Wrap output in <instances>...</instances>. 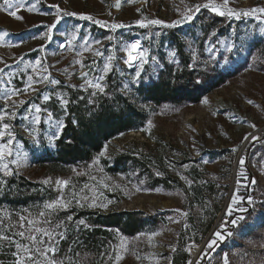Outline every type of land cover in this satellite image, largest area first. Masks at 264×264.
I'll list each match as a JSON object with an SVG mask.
<instances>
[{"label": "rangeland", "instance_id": "1", "mask_svg": "<svg viewBox=\"0 0 264 264\" xmlns=\"http://www.w3.org/2000/svg\"><path fill=\"white\" fill-rule=\"evenodd\" d=\"M23 2L27 7L35 5L36 11L29 12L27 7L21 9L17 13L23 17L21 20L0 11V34L8 33L5 36V43L0 45V70H2L0 71V115L6 113L4 120L0 121V131H4L3 124L7 123L8 130L13 133L12 156L0 162V172L4 174L2 165L7 163L11 172L15 171L33 182L43 183L45 179H50L51 183L45 185L57 190L56 200L63 197L65 202L72 201L67 208L87 207L101 211L140 210L146 215H158L160 221L155 229L142 232L144 235L139 233L133 237L116 238V241H112L105 248L103 255L92 261L79 257L68 259L58 252L60 236L57 234L62 233L63 230L61 224L53 217V210L46 209L45 205L32 212L20 211L17 221L14 217L13 219L4 217V213L0 212V232L15 241L28 244L30 242L22 239L17 233L24 231L27 236L29 234L27 222L34 221L35 227L53 232L57 251L54 257L52 253H48V256L54 258L58 264H169L172 248L179 246L183 239H189L186 248L188 243L192 242L202 245L196 259L206 255L207 264H224L225 256L228 264H264V135L259 138L260 134H254L245 140L247 133L249 134L248 130L245 128L235 130L239 119L231 118L228 110L215 113L214 106H211L214 95L222 96L240 113L249 114L255 126L264 125V72L257 70L248 53L250 41L264 35L261 31L264 29V22L255 17L242 16L237 20L234 17L220 16L223 20L215 24L202 44L199 16H203V12L216 15L208 8H201L192 21L175 28L157 25L140 28L135 21L147 18L161 19L170 23L180 19L186 7L204 4L207 0H136L131 4L127 0H121L119 9L115 7L116 0H23ZM215 3L222 4L223 0H215ZM0 4H3V0H0ZM53 4L78 15L65 16L61 13L62 18L53 29L49 40L44 33L48 26L55 22V17L52 15L55 9L51 7ZM229 7L238 10L264 7V0H229ZM138 8L139 12H137ZM80 14L91 16L94 20L105 21L108 25L115 22L129 27L112 31L110 27H101L93 20L81 19ZM157 32L160 33L159 36L156 35ZM73 34L76 36L74 40ZM109 36L113 39H107ZM174 37H177L178 41ZM95 41L100 43L96 44ZM134 41H139L141 48L149 49L148 63L144 65L140 76L145 81L149 77H155L162 60L168 64H177L176 46L179 43L184 45L186 55L190 57L193 66L201 67L204 61H209L221 70L239 67L233 78L206 94L200 102L180 110L170 107L154 109L150 111L149 119L142 129L148 127L149 121L154 127L149 131L139 129L127 132L109 141L102 151L108 154L125 143L134 142L141 151L157 145V150L166 158L170 156L178 161L186 157L194 159L195 162L189 160L170 170L171 179L177 181L178 185L168 189L162 187L147 189L144 179L137 175L133 178L107 174L100 170L98 163L77 168L75 172L63 175L49 174L43 168L34 165L33 156L54 150L55 139L59 136L57 133L61 132L57 122H63V115L56 116L48 108V101H43V95L51 96L53 105L57 107V113H60L64 106L60 104L58 96L66 99V87L91 89L87 86L80 87L84 84L81 72L88 73L90 79L102 74L100 69L103 68L109 55H115L116 59L112 61L113 70L105 76L102 83L105 85L110 75L121 91L129 92L130 87L136 85L140 78L133 79L136 63H133V69V66L128 67L124 63L127 53L122 48L124 44ZM9 43L13 46L8 47ZM85 43L91 45V50H83ZM228 43L235 45L230 53L225 50V45ZM201 44L207 59L197 56ZM95 51H100L102 55L96 56ZM173 52L175 55L170 56ZM77 53L82 55L78 56ZM152 57H155V60ZM37 60H40L41 64L33 71L31 66L35 65ZM76 60H80L84 67L77 64ZM45 66L48 68L47 72L43 71ZM42 75H50L59 83L56 85L48 82L34 83L33 87L38 89L37 92L23 91L29 76L38 80ZM10 90L20 92V95L13 96L12 100L23 99L26 103L16 107L12 105V101H8L6 105L3 94ZM205 100L207 103L203 102ZM248 100L253 103H247ZM32 104L51 111L52 120H47V111H45L40 114L41 123L34 124L28 111V107ZM13 112L16 113L14 117L11 116ZM50 137L56 138L50 139ZM8 139L7 135L0 137V143H7ZM170 146L175 151L169 148ZM18 155L23 161L22 166L19 167L11 163ZM241 157L245 160L243 170L248 179L240 176ZM181 176L186 179H181ZM92 177L96 179L93 180ZM57 179L69 180L70 183L62 189L55 184ZM238 179L239 185H237ZM252 179L257 181L255 185L250 183ZM101 180L111 190L103 187L99 183ZM186 181L192 183L189 185ZM85 184L89 185V188L85 189ZM137 188L140 190L137 191ZM234 192L245 198L241 206L247 211L240 212L236 206H233L232 214L228 215V205ZM73 193L79 195L73 198ZM85 195L88 196V201L82 199ZM227 195L228 199L224 204ZM249 195L254 200L251 205L247 203ZM93 196L96 197L97 203H107L108 200L113 203L106 209L89 207L88 203ZM76 199H81L84 206L77 205ZM41 212H45V216H40ZM182 213H187V216H183ZM238 216H243L244 219L233 224L231 221ZM21 217L24 219L21 220ZM210 219H213V222L205 236L199 241L195 240L194 237L198 235L197 230L203 228ZM21 224L24 227H21ZM185 224L188 225L187 228ZM217 231L221 232L224 239L217 241L213 249H206L208 243L215 239L214 233ZM153 232H159L160 235L153 237L150 243L148 236ZM44 240L47 241L48 237H44ZM121 243L125 244L126 250L120 248ZM14 251H16L14 243L0 241L2 256L0 264H14L15 257L12 256ZM117 252L123 257L119 261L115 260Z\"/></svg>", "mask_w": 264, "mask_h": 264}, {"label": "trees", "instance_id": "2", "mask_svg": "<svg viewBox=\"0 0 264 264\" xmlns=\"http://www.w3.org/2000/svg\"><path fill=\"white\" fill-rule=\"evenodd\" d=\"M202 15L198 21L203 44V39L223 18L207 12ZM174 38L178 41L177 37ZM202 44L197 56L207 59ZM248 53L257 70L264 72V35L250 41ZM176 57L177 64H168L162 60L155 77H149L146 81L140 78L136 85L130 87L129 92L121 91L110 75L104 93L97 92L95 96L92 95L93 89L66 87L69 103L60 113H57L53 99L47 102L48 108L56 116L63 115L64 127L55 139L54 150L33 156V164L49 174L63 175L93 164L99 157L98 164L107 174L133 178L137 175L144 179L147 189L176 187L178 183L171 179L170 172L189 160L195 162L194 159L186 157L178 161L170 156L166 158L157 150V145L141 151L134 142L125 143L115 151L100 156L109 141L127 132L142 129L149 119L150 111L163 107L180 110L198 103L206 94L233 78L239 70L238 66L232 70H221L209 61H204L201 67L193 66L181 43L176 46ZM169 148L174 150L172 146ZM57 196V190L49 185L33 182L15 171L7 176L0 172V212L4 213V217H14L17 221L20 211L26 213L40 209L55 201ZM52 215L63 230L58 252L68 259L79 257L91 261L103 255L105 248L116 238L133 237L151 231L160 221L158 215H146L140 210L101 211L87 207L55 210ZM69 216L71 220H68ZM213 219L197 230L195 240L199 241L205 236ZM81 220L85 223L80 224ZM188 240L183 239L171 254V264H189L191 258L185 250ZM197 260L200 264H207L208 261L206 255L195 259L193 264Z\"/></svg>", "mask_w": 264, "mask_h": 264}, {"label": "snow or ice", "instance_id": "3", "mask_svg": "<svg viewBox=\"0 0 264 264\" xmlns=\"http://www.w3.org/2000/svg\"><path fill=\"white\" fill-rule=\"evenodd\" d=\"M127 2L129 4L136 2V0H127ZM121 6V0H116L115 3V7L117 9H119ZM27 6L24 4L23 0H3V4H0V11H4L6 12L9 16L14 17L17 20H21L23 19L22 16L18 15V11H20L21 9L26 8ZM52 8L55 9V12L52 14L55 17V22L50 24L47 28V31L44 33V36L47 37L49 40L51 39L52 36V31L54 28H56V25L60 22L62 16L61 13H63V15L65 16H75L78 15L75 12H68L66 10L61 9L58 5L53 4L51 5ZM201 8H208L211 12L216 13V15L219 16H227L228 18H235L237 20H239L242 16L243 17H255L257 20H260L261 22H264V7H253L250 9H246V10H238V9H233L232 7H229V0H223L222 4H217L215 3V0H207L206 3L204 4H197L194 5L192 7H186L184 12L181 14V18L178 20H174L170 23H166L165 21L161 20V19H147V18H142V19H138L135 21V24L137 26H139L140 28H147L150 25H157V26H163L166 28H175L180 24L186 23V22H190L194 19L195 14L198 13ZM27 11L32 12V11H36V6L32 5L31 7H27ZM140 9H137V12H139ZM46 14V13H45ZM80 18L81 19H86V20H93L94 23L100 25L101 27H110L112 29V31H115L116 29L119 28H125V27H129L128 25H125L123 23H112L111 25H108L105 21H101V20H94L93 17L91 16H87V15H82L80 14ZM262 32H264V29H261ZM8 33L7 32H3L2 34H0V45L5 43V36H7ZM157 36L160 35L159 32L156 33ZM213 35H215V33H213ZM72 39H76L75 34H73ZM107 39L112 40L113 37L109 36L107 37ZM96 44H99L100 41H95ZM8 47H12V44H8ZM235 45L232 43H228L225 45V50L227 52H232L234 49ZM69 50H71V48H69ZM83 50L84 51H89L91 50V45L85 43L83 46ZM122 50L124 52L127 53V59L124 60V63L126 65H128V67H132L133 63H136V72H135V77L133 78L134 80H138L141 76V72L143 70V67L145 64L148 63V57H149V49L148 48H141L140 42L139 41H134V42H129L124 44ZM77 55H82V53H77ZM95 55L96 56H101L102 53L100 51H95ZM175 53H170V56H174ZM116 59L115 55H109L107 57V61L104 63L103 68L100 69V72L102 74L93 77V78H88V73L86 72H81V78L84 79V84H82L80 87L84 88L85 86H87V88H91L94 91L92 92V95L95 96L97 94V92L99 93H104L105 91V85L102 83V81L105 80V76L113 70V64L112 61H114ZM153 60H155V57H152ZM77 64H81L80 60H76L75 61ZM41 61L37 60L35 65H32L31 67L33 68V71H35L36 66L40 65ZM81 67L83 68L84 65L81 64ZM2 71V70H0ZM44 72L48 71L47 66H45L43 68ZM45 82H48L52 85H56L59 83V81H57L56 79H52L50 77V75H42L40 76V78L38 80H34V78L32 76L28 77V81L25 85L24 88V92L27 93L29 91L35 93L38 91V89H36L35 87H33L34 83H40L43 84ZM75 87V86H73ZM125 87H127V85H125ZM20 92L18 90H10L9 92H5L3 94V98L5 99V104L7 105L8 101H12V105L18 107L19 105L25 104L26 101L23 99L20 100H12L13 96H19ZM60 104L63 106H66L69 101L67 99H65L63 96H58ZM43 101L47 102L51 99V96L48 94L43 95L42 97ZM204 103H207V100L203 101ZM247 103L252 104L253 101L248 100ZM28 111L32 116V122L34 124H40L41 123V113L47 111L46 109L42 108L40 105H36V104H32L28 107ZM15 112H13L11 114L12 117L15 116ZM6 115V113L4 115H0V121L4 120V116ZM28 117H25V119H27ZM53 118V113L51 111H47V120L51 121ZM58 128L59 129H63L64 124L62 121H58L57 122ZM252 127H255V125H251ZM152 127H154V125L152 124L151 121L148 122V127L146 129H142V131H149ZM3 129L4 131H0V137H4L5 135H7L9 137V139L7 140V143H0V162H3L7 157L12 156V148L11 145L13 144V133L11 131H9V125L7 123L3 124ZM28 129H26L27 131ZM59 135V133H57V136ZM56 137H50V139H55ZM248 137H245V140H247ZM252 139H256V137H252ZM106 151V149H105ZM233 151H235V149H233ZM105 153L101 152L100 156H103ZM99 157H97V159L93 162V163H98ZM12 164L19 166H22L23 161L21 160V158L19 157V155L17 156V159H14L11 161ZM245 164V160L243 157L240 158V165H241V171H240V176L244 177V179H248L245 176L244 170H243V166ZM3 169H4V174L7 175H11L12 172L8 167L7 163H3ZM187 167V166H185ZM101 171H103L102 169H100ZM73 171L75 172L76 170L73 169ZM79 175V173H77ZM157 175H160L159 172H157ZM179 175V173H178ZM91 179L95 180V177H92ZM181 179H186L185 177L181 176ZM189 185L192 183L191 181H186ZM44 184H50L51 180L50 179H45L43 181ZM70 181L69 180H62V179H57L55 181V184L57 186H59L60 188H65L69 185ZM99 183L105 187V188H109V186L107 184H104L103 180L99 181ZM143 183V182H141ZM251 184L255 185L257 183V181L255 179H252L250 181ZM240 184V180H237V185ZM84 188L87 189L89 188V185L85 184ZM109 190H111V188H109ZM137 191H139L140 189L137 188ZM83 191V189L81 190ZM157 191H159V189H157ZM237 191H239V188H237ZM77 195V193H73V198H75ZM82 199L84 201H88V196H83ZM245 198L242 196L237 195L235 192L232 194L231 197V203L228 205V215H231L234 208L233 206H236V208L239 209L240 212H245L247 211L246 208H244L242 205V201ZM71 200L65 202L63 197L57 199L54 202L51 203H47L45 204V208L49 209V210H57V209H66L67 207H69V205L71 204ZM76 203L77 205L83 207L84 204L81 203V199H76ZM113 203V201L108 200L107 203H97L96 197L93 196L92 200L90 203H88L89 207H99V208H107L109 204ZM247 203L249 205L254 203L253 197L251 195L247 196ZM183 216H187V213H182ZM40 216H45V212H41ZM24 218L21 217V220H23ZM72 217L69 216L68 220H71ZM171 219V218H170ZM244 217L243 216H238L235 220H232L231 222L233 224H236L238 221L243 220ZM45 223H50L49 221H44ZM173 222H178V221H173ZM28 235L25 236V232L24 231H20L17 233V235H19L22 239H27L30 243L26 244V243H21L19 241H15L12 239V237L3 234L2 232H0V241H8L10 244H15V249L16 251L12 252V256L15 257L14 260V264H58V262L54 259V258H49L48 253H52L53 257L55 256V253L57 251V248L54 246V244L56 243L55 241V236L53 234V232L41 228V227H35L34 226V221L32 220H28ZM80 224H84L85 222L83 220L79 221ZM21 227H24L23 224L20 225ZM57 227H60V225H57ZM85 227H87V225H85ZM188 225L185 224V228H187ZM39 234V235H38ZM60 236L61 239H63V233H59L57 234ZM140 235H144L143 233H141ZM160 235L159 232H153L148 236L149 242L151 243L152 238L155 236ZM229 235H231V233H229ZM44 237H48V240L45 241ZM214 237L215 239L211 240L208 245L207 248L208 249H213V246L217 244V241L223 240L224 236L221 234L220 231H217L214 233ZM120 248L125 249V244L121 243ZM186 251H190V248L185 249ZM172 251L175 252L176 248L173 247ZM41 257H43V259H41ZM111 258V257H109ZM123 257L122 255L117 252L116 256H115V260L119 261L121 260ZM137 259H139V257H137ZM169 264H171V257H169ZM189 264H193L192 261H189ZM195 264H200V261L197 260L195 262ZM224 264H228V259L227 256H225L224 259Z\"/></svg>", "mask_w": 264, "mask_h": 264}, {"label": "bare ground", "instance_id": "4", "mask_svg": "<svg viewBox=\"0 0 264 264\" xmlns=\"http://www.w3.org/2000/svg\"><path fill=\"white\" fill-rule=\"evenodd\" d=\"M211 106L213 108H222L221 110H225L226 108L230 107L232 109V113L236 114L233 118L239 119V124L237 125L239 131L241 128H245L248 130L249 134L247 133V137L250 138L251 135L254 134H261L260 129L255 126L252 127L251 125H254V120L249 114H242L237 109H235L230 101L224 100L222 96L214 95L212 97ZM220 110V111H221ZM229 111V110H228ZM230 112V111H229Z\"/></svg>", "mask_w": 264, "mask_h": 264}, {"label": "built area", "instance_id": "5", "mask_svg": "<svg viewBox=\"0 0 264 264\" xmlns=\"http://www.w3.org/2000/svg\"><path fill=\"white\" fill-rule=\"evenodd\" d=\"M258 128L260 129V133H261L259 136V138H260L264 135V125L259 126ZM188 248H190V251H186V252L190 256L191 260L194 262L195 259L197 258V256L199 255L200 251H201L202 245L199 243L194 244L192 242V243H188L186 249H188Z\"/></svg>", "mask_w": 264, "mask_h": 264}, {"label": "water", "instance_id": "6", "mask_svg": "<svg viewBox=\"0 0 264 264\" xmlns=\"http://www.w3.org/2000/svg\"><path fill=\"white\" fill-rule=\"evenodd\" d=\"M134 68V66L132 67V69ZM222 108H213V112H215V113H217V112H219L220 110H221ZM225 110H229L230 112L228 113V115L231 117V118H233L236 114H234V113H232V109L230 108V107H228V108H226ZM238 128L239 127H236L235 128V130L237 131L238 130ZM233 176V175H232ZM233 178V177H232ZM228 195H229V192H228ZM228 195H227V197H226V199H225V202H224V204H226V201H227V199H228ZM207 238V237H206ZM192 261V260H191ZM193 262V261H192Z\"/></svg>", "mask_w": 264, "mask_h": 264}]
</instances>
